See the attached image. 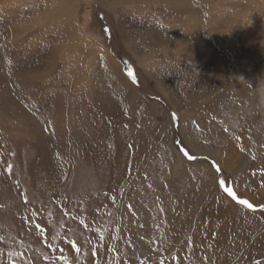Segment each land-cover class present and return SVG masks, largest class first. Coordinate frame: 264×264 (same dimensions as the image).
<instances>
[{"label":"rangeland","instance_id":"374dc122","mask_svg":"<svg viewBox=\"0 0 264 264\" xmlns=\"http://www.w3.org/2000/svg\"><path fill=\"white\" fill-rule=\"evenodd\" d=\"M256 70L264 0H0V264H264Z\"/></svg>","mask_w":264,"mask_h":264},{"label":"bare ground","instance_id":"6f19581e","mask_svg":"<svg viewBox=\"0 0 264 264\" xmlns=\"http://www.w3.org/2000/svg\"><path fill=\"white\" fill-rule=\"evenodd\" d=\"M195 50V49H194ZM198 53V52H197ZM206 53H202V55H205ZM209 57L210 58H212V60H210L211 62H209L210 64H212V75H211V71L208 73L209 75L208 76H212V77H214V78H216L215 80H217V79H223L224 77H228V76H224L223 74H224V72H226L225 70H224V66H221V63L223 62V60H224V58L222 59L221 57H219V56H213V55H209ZM257 72H256V74H257V76L259 75H262V74H264V71L262 70V71H260V70H256ZM244 73H240V75H238V77L235 79V78H231L232 80H238V79H241V78H244V76H242ZM217 76V77H216ZM246 76V75H245ZM236 81H232V84H234ZM211 82V81H210ZM210 82L209 83H207V84H205V85H207V86H202L203 88H201L202 90H205V89H208V88H212V87H214L215 88V86H214V84H210ZM199 87H201V86H199ZM232 89V88H231ZM200 90V89H199ZM211 91H209V92H201V94H208V93H210ZM218 98H220V96H221V94L219 93L218 95ZM215 97V96H214ZM233 97L234 98H238V97H240V92H238V93H235L234 95H233ZM200 98V97H199ZM201 99H203V98H201ZM212 99V97L211 98H207L206 100H207V102H208V104H210V105H212L211 103H213L212 101H214V103L216 102L215 100V98H213V100H211ZM240 141V140H239ZM242 141V140H241ZM230 143V142H229ZM238 143V142H237ZM230 148H231V144H230ZM239 148H241V147H239Z\"/></svg>","mask_w":264,"mask_h":264},{"label":"snow or ice","instance_id":"6c2138e0","mask_svg":"<svg viewBox=\"0 0 264 264\" xmlns=\"http://www.w3.org/2000/svg\"><path fill=\"white\" fill-rule=\"evenodd\" d=\"M128 75H129V76H132V72L129 71ZM134 82H135V81H134ZM172 119H173V120L177 119V117H176V115H175L174 113L172 114ZM181 151L184 153V155H185L188 159H190V160H191V159H194V156H192L188 151L184 150L183 148H181ZM217 170L219 171V169H217ZM225 183H226V181L221 180V181H220V187H221V188H225ZM225 190L227 191V193H228L229 196H233V193H232L231 189H225ZM235 198H236V197L233 196V199H235ZM239 203H240V204H243V205H246L249 209H252V208L254 207L252 204L248 203V202L245 201V200H240Z\"/></svg>","mask_w":264,"mask_h":264}]
</instances>
